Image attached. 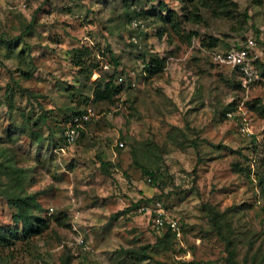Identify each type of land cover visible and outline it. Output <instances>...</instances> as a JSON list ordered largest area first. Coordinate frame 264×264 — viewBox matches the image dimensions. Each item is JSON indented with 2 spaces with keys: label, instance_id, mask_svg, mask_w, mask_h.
<instances>
[{
  "label": "rangeland",
  "instance_id": "1",
  "mask_svg": "<svg viewBox=\"0 0 264 264\" xmlns=\"http://www.w3.org/2000/svg\"><path fill=\"white\" fill-rule=\"evenodd\" d=\"M235 1L251 16L239 30L203 9L202 23L160 36L161 14L180 0H0V39L19 36L18 49L31 50L0 67V180L10 186L8 172L25 173L23 194L42 204L31 211L53 217L41 235L0 247V264H229L231 249L239 264H264V1ZM138 11L150 13L135 24ZM251 37L247 65L217 57ZM81 44L99 58L110 44L118 56L123 89L113 102L96 101L87 77L73 88L81 75L69 50ZM151 55L165 58L162 72L146 70ZM78 105L81 137L67 143L59 136ZM43 108L51 111L34 141ZM16 210L0 195V223L21 231ZM157 212L178 219L181 234L164 239Z\"/></svg>",
  "mask_w": 264,
  "mask_h": 264
},
{
  "label": "trees",
  "instance_id": "2",
  "mask_svg": "<svg viewBox=\"0 0 264 264\" xmlns=\"http://www.w3.org/2000/svg\"><path fill=\"white\" fill-rule=\"evenodd\" d=\"M180 1L182 3L180 10L176 8L168 9L165 15L161 14L160 18L163 21V24L159 28L160 36L168 35L170 31H173L174 33H179L182 29V25L188 22L202 23L205 20L203 9H209L214 17L226 18L228 20H231L232 21L231 28L233 30L241 29L251 17L247 10L240 9L238 2L235 0H180ZM249 1L259 4L264 0H249ZM142 13L149 14L150 12L138 11L132 15L131 21L138 19L137 18L138 15H141ZM19 38L21 39V37L19 36L8 39L6 38L0 39V46H2V44L6 45L5 54L3 55L2 52L0 51V67L5 66L6 57L8 58L12 56L17 51L16 49H18L19 47ZM22 41L27 43L23 39ZM215 41H218V38L215 37ZM245 44H246V40H244L243 43H237L233 46H229L228 48H226V50H229L232 47H242L245 46ZM100 51H101L100 53L101 58L98 57L97 51L87 44L76 45L69 50V52L71 53V61L75 66V68L80 72L79 75H81V78H79L80 77L79 76L76 80V83L72 84V86L75 89L85 86V82L82 80V77H87L91 81V83L94 84L93 96L96 101L113 102L115 96L119 95L123 89L122 86L116 83V78H115L116 75L115 73L117 72V68L121 63L110 44H108L106 48L101 49ZM17 55L28 57L29 55H31V50H29V52H26L25 48L23 47L19 48L17 51ZM106 65L112 66L115 69L110 75L107 74L108 76H105L106 75L105 72L104 73L102 72L103 71L102 69H104ZM164 65H165L164 57L151 55L149 56V62L146 66V70L149 71L150 74H157L163 71ZM22 71L26 75H28L29 73L24 69L21 70V72ZM94 72L100 73V75L95 79L92 78ZM19 87L23 91H26L27 93L33 95V97L39 96L38 94H35L28 88H23L21 86ZM14 96H15V89H11V91L6 92L8 109L13 106ZM230 106H232L231 103L227 105V107ZM258 109L261 112H264V105L258 106ZM48 111L51 110L43 108L42 111L38 114V116L34 119L33 124L30 127L32 128L30 134L34 141L40 140L39 137L40 135L37 130V127L41 124V122L43 124L46 123L50 114ZM83 112H85V108L78 105L77 107H74V110L72 111V115L65 118V123L64 120L62 121L65 124V126H63V129L59 137L62 138L64 142L69 143L68 140L66 139V134H65L66 129L69 125L67 121L71 119L70 120L71 122L76 115H81L83 114ZM26 124L29 125L28 122H26ZM58 127L61 126L59 125ZM80 137H78V139ZM49 139L50 138L48 137V139L46 140ZM78 139L76 141H78ZM254 139L255 142L258 141L256 136L254 137ZM100 161H101V165L104 167L105 172L109 173V168L112 165V163L104 160L103 158H100ZM134 161L137 165L141 166L143 171L146 174L150 175L151 178H156L153 169L150 168L147 164L139 161L136 157L134 158ZM1 165L4 164L1 163ZM3 171L6 170L4 169ZM8 173H11L14 184L10 186L5 185L0 180V186L5 187L3 191H0V195L5 196L8 200V203L17 208L16 212H14L13 214V218L15 222H19L22 224V230L18 231L15 228L13 229L10 226L0 223V247L2 248L10 247L14 245L16 241L19 239L28 240L35 236L41 235L44 232V230L49 227V224L53 219L52 216L36 214L31 211L32 208L42 210V204L37 199V193L23 194V191L25 190L27 185L26 174L23 172L17 174H13L12 172H8ZM262 179L263 178H261V180ZM16 187L19 188L18 191L13 190V188ZM123 211L125 210H121L117 212V215L123 214ZM216 215L218 214L216 213ZM63 218H67V213L60 212L59 214H57V216H55L54 219L60 222ZM160 229H166L164 230L165 231V235L163 236L164 239H168L171 236L173 237L176 236V232L169 227L160 228ZM126 252L131 253L133 251L126 250ZM137 253L140 254L136 256L137 261H141L142 257L147 255L146 252L144 251L141 252L140 250L137 251ZM235 255H236L235 249H231V254L227 260L229 264H239V262L235 258ZM62 263L69 264L70 260L64 259Z\"/></svg>",
  "mask_w": 264,
  "mask_h": 264
},
{
  "label": "built area",
  "instance_id": "3",
  "mask_svg": "<svg viewBox=\"0 0 264 264\" xmlns=\"http://www.w3.org/2000/svg\"><path fill=\"white\" fill-rule=\"evenodd\" d=\"M135 24H138L137 20H135ZM257 45V41L251 37L246 41L245 46L242 47H232L229 50H225L224 52L218 53L217 57L220 61L230 63L236 66H245L247 65L252 55V48ZM86 116L85 114L76 115L71 123L68 125L66 129V139L69 143L75 142L80 136V125L82 118ZM121 145H124V142H120ZM145 209V208H144ZM155 224L157 228H171L177 234H181V227L179 220L173 217H168L161 212L155 213Z\"/></svg>",
  "mask_w": 264,
  "mask_h": 264
}]
</instances>
